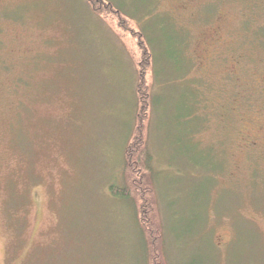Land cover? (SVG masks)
Returning <instances> with one entry per match:
<instances>
[{"label": "rangeland", "instance_id": "rangeland-1", "mask_svg": "<svg viewBox=\"0 0 264 264\" xmlns=\"http://www.w3.org/2000/svg\"><path fill=\"white\" fill-rule=\"evenodd\" d=\"M90 1L0 0V264L149 263L137 32L166 263L264 264V0Z\"/></svg>", "mask_w": 264, "mask_h": 264}, {"label": "trees", "instance_id": "trees-1", "mask_svg": "<svg viewBox=\"0 0 264 264\" xmlns=\"http://www.w3.org/2000/svg\"><path fill=\"white\" fill-rule=\"evenodd\" d=\"M90 2L95 4L102 3L104 6L105 1L100 2L99 0H92ZM107 5L109 8L112 7L110 9L111 12L122 21L124 20L122 12L116 10L113 3L109 2ZM129 31L132 33L131 30ZM132 34L134 35V33ZM134 36L139 38L142 54L145 59L141 64L140 82L137 85L139 112L137 124L134 129L135 133H133L134 137L132 136L134 140L133 142L131 140L126 151L125 175L127 182L123 187L120 186V184H112L110 186V191L117 198L129 199L130 201L136 200L134 202H136L138 208L136 212L137 220L149 245L147 252V258H149L148 264H167L164 255L165 243L163 239V226L156 212L154 169L145 141V135L147 136L148 133L150 107L153 101L152 86L150 83L148 84L147 74H151L155 60L147 45L145 35L141 32H137Z\"/></svg>", "mask_w": 264, "mask_h": 264}]
</instances>
